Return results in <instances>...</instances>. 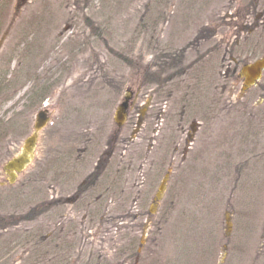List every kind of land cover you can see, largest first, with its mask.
Returning a JSON list of instances; mask_svg holds the SVG:
<instances>
[{
    "label": "rangeland",
    "instance_id": "374dc122",
    "mask_svg": "<svg viewBox=\"0 0 264 264\" xmlns=\"http://www.w3.org/2000/svg\"><path fill=\"white\" fill-rule=\"evenodd\" d=\"M226 38L220 65L225 50L213 49ZM236 40L264 54V0H0V164L39 111L51 115L29 168L35 182L0 213L27 215L54 195L35 228L73 248L61 260L51 247V264H264V160L254 158L263 136L252 138L248 170L235 171L251 146L239 135H264V104L240 105L241 81L217 86ZM127 94L135 110L118 127ZM92 174L122 182L105 203L111 220L63 205Z\"/></svg>",
    "mask_w": 264,
    "mask_h": 264
},
{
    "label": "flooded vegetation",
    "instance_id": "af4514ba",
    "mask_svg": "<svg viewBox=\"0 0 264 264\" xmlns=\"http://www.w3.org/2000/svg\"><path fill=\"white\" fill-rule=\"evenodd\" d=\"M208 40H210V37L208 38ZM221 40L222 41H220L213 49V53L214 51H218L217 52L218 54H221L222 52L221 49L225 50L224 52L225 56L224 57L221 56L220 65H222V63H224V61L227 60V54H228L227 49L229 47L227 38L221 39ZM246 44L248 43L246 42ZM246 44L244 41H239V40H236L234 42V44L232 45V48H230L231 51H233V54H231L230 58H228L230 66L229 67L227 66L226 70L220 73V77L222 79L221 85H217L218 89H220L221 91L222 90L225 91L227 87L226 81L228 79L235 80V81H241L242 82V87H241L242 96L240 97V101H241L240 105L243 104V107H248L253 101L252 100L253 98L255 99L258 98V101H261V103L264 104V68L261 71V76L255 81L253 85H250V86L245 85L246 78L242 74V70L245 67L251 66L255 62L263 60L264 54H262L259 57L254 58L253 57L254 53H251V51H248V47L246 46ZM210 54H212V50H210L208 53H205L203 58H205V56L209 57ZM199 70L201 71V68H199ZM199 70L198 68H196L195 70H193L194 71L193 73H199ZM189 71H191V69H189ZM202 86L206 89V84H203ZM262 104L259 103V105H262ZM127 109L128 110L126 111V115L127 117H129L130 113H132L135 110L134 104L129 102ZM143 115L144 114H142L140 118L142 119L141 120L142 124L140 126H143V124L145 123ZM49 118H51L50 112H49ZM50 123H51V119H50L49 124ZM119 131L121 132V130ZM146 136L147 137L145 139H148L149 138L148 135ZM239 136L240 138L238 142H240L242 146L243 145L244 146L251 145V146L247 148V152H245L244 148L242 149V153L244 152L243 155L244 156L246 155L245 158H241L243 157L242 154L239 157L241 158V162L244 163L243 165L245 167L243 165L236 166L235 171H237V169L238 171H240L241 168H243V170L246 169L247 171L249 168V162L250 160L253 159L254 151L250 149L252 147V138H253L254 143L258 146L259 139L262 136L264 138V135H242V136L239 135ZM250 136H251V139L249 138ZM195 137L196 135H191L192 141L195 140L194 139ZM209 137L210 135H206V137L204 138L209 141L210 140ZM22 146H21V149H19V152L17 154L12 155L8 161L19 156L22 150ZM226 157H227V154H226ZM254 158L257 161H259L260 159L264 160V154H257L256 157L254 155ZM35 163H36V159L34 158L32 164L27 166L24 170H22L21 172H14L10 174H8L5 171L6 164H0V206L1 207H3V202L5 204L6 200H9V198H14V201L16 200L15 193H14L15 188H17L21 184L27 183L30 185L31 183L35 182V181L32 182L31 180L32 178L35 177L34 176L35 172L33 170L31 174V171L29 170V168L33 167ZM225 165L229 169L230 166L227 165V163ZM255 166L256 164L254 166L252 165V170L255 169L254 168ZM106 167H108V165H106L105 168ZM48 173H49L48 170H44L43 172L44 179L42 181L43 183L48 182V178L46 179V177L48 176ZM25 176H27L26 179H25ZM95 176H96L95 174H92L88 179L83 180L80 183V185L77 186V192L73 197L74 199L68 200L67 203H63V205L66 206L68 205V203L72 205L76 203L77 204L81 203L82 205H86V207L90 206L92 209H94V212L91 214V219H94V217L99 218L104 215V217L107 216V220H111L112 217L110 215L113 213L112 211H110L109 205L105 207V203L110 204V202L112 201V200H108V198L109 199L112 198V194L116 186H117L118 191H121L123 189L121 186L122 182L121 181L119 182L109 181V178L101 181L99 179L101 176L98 179H96ZM109 176H106V177H109ZM243 180L245 181V179ZM48 183H49V186H48L49 188H47V190L49 193L51 192L50 191L51 180H49ZM48 195H47L48 199L47 200L44 199V201L42 202V205H39L40 207H43L44 209L43 212L39 211L38 213H36L37 212L36 210L39 208V206L35 205V207L30 212H28L27 215L26 214L20 215V214L13 213L11 217L10 216L7 217V215L6 216L4 215L5 216L4 217L2 215L4 212L0 213V264H51L50 254H51V247L53 245L51 234L47 232H44V234H42L43 231L38 232V230H36L35 228L36 220L40 219L41 216L43 215L45 216L48 214V211H46V206L48 205L49 209H52V205H53L52 201L54 200L55 197L54 195H49V196ZM70 214H71L70 212L66 213V215L68 216H71ZM101 220L103 219L101 218ZM32 222L34 223L33 225L31 224ZM21 224L23 225L30 224L31 226L20 228ZM46 225H47L46 227L50 228L51 222L49 218H46ZM41 241H43V243H41Z\"/></svg>",
    "mask_w": 264,
    "mask_h": 264
},
{
    "label": "water",
    "instance_id": "95a60500",
    "mask_svg": "<svg viewBox=\"0 0 264 264\" xmlns=\"http://www.w3.org/2000/svg\"><path fill=\"white\" fill-rule=\"evenodd\" d=\"M263 68H264V59L255 62L251 66L245 67L242 70V74L246 78L245 85L246 86L253 85L255 81L261 76V71L263 70ZM130 97H131L130 94H127L124 102L120 104V106L116 110L114 120L118 127H121L127 120L126 111L128 108ZM49 120L50 119L47 110L40 111L37 114L33 127V132L24 141L20 155L13 158L5 165V171L8 174L14 172H21L32 163L38 145L39 135L41 131L47 126ZM170 172L171 171L169 170L162 179L158 187L157 193L155 195L153 201L154 204L152 205V208H155L162 201L169 183ZM150 213L153 214L154 212L151 211Z\"/></svg>",
    "mask_w": 264,
    "mask_h": 264
},
{
    "label": "trees",
    "instance_id": "16d2710c",
    "mask_svg": "<svg viewBox=\"0 0 264 264\" xmlns=\"http://www.w3.org/2000/svg\"><path fill=\"white\" fill-rule=\"evenodd\" d=\"M69 176H71V174H69L68 172H67V175H66V177L67 178H70ZM93 178V177H92ZM106 179H108L107 177H106ZM117 182V181H116ZM54 238H56V237H54ZM59 237L57 236V239H58ZM58 242H55V243H53V245H52V247L54 248L53 249V251H55V252H58V255H57V257H58V259L60 258V256H61V260H62V258H64V256L66 255V253L68 252V250H72V248L73 247H69L68 246V244H66V243H61L62 241H63V239L62 240H57ZM41 243H43V241H41ZM61 243V244H60ZM60 260V261H61Z\"/></svg>",
    "mask_w": 264,
    "mask_h": 264
}]
</instances>
